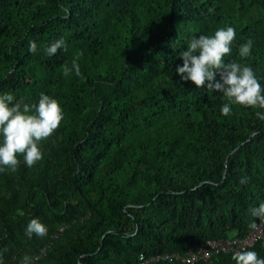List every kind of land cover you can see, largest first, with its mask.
Segmentation results:
<instances>
[{"label":"trees","instance_id":"obj_1","mask_svg":"<svg viewBox=\"0 0 264 264\" xmlns=\"http://www.w3.org/2000/svg\"><path fill=\"white\" fill-rule=\"evenodd\" d=\"M229 26L224 61L250 66L264 90V0H0V95L33 104L44 93L64 117L39 142L42 160L29 167L18 153L17 170L0 172V264H133L261 221L264 109L230 104L224 116L222 93L175 71L193 37ZM59 39L67 51L47 56ZM80 52L81 76L65 77ZM34 218L43 238L25 234ZM244 251L264 258L261 240Z\"/></svg>","mask_w":264,"mask_h":264},{"label":"clouds","instance_id":"obj_2","mask_svg":"<svg viewBox=\"0 0 264 264\" xmlns=\"http://www.w3.org/2000/svg\"><path fill=\"white\" fill-rule=\"evenodd\" d=\"M235 29L231 26L220 28L214 35H199L193 37L187 47L180 53L183 65L177 66L175 71L185 82L191 81L198 88L212 92L222 93L229 103L221 108V113L228 116L232 109L230 104L245 107L264 109V95L262 87L253 69L240 63L225 62L224 57L231 53ZM253 40L250 38L239 48V56L246 58L250 55ZM67 51L64 39L56 40L47 46L44 51L47 56H53L58 49ZM29 51L37 52L35 41L29 43ZM83 53H77L71 67L63 66V75L67 77L71 72L81 76L80 65L77 60ZM217 74L219 79H216ZM256 116L264 120V112L257 111ZM63 112L60 103L44 94H40L38 103L29 104L21 97L17 100L13 94L0 95V172L11 170L15 172L19 165L17 154H22L24 162L31 167L42 160L43 154L39 142L53 135L59 127ZM241 184H246V179H241ZM252 215L264 221V203L252 209ZM255 222L249 228L255 229ZM47 227L39 220L32 219L28 223L25 234L31 239L33 234L43 238L47 235ZM142 260L143 257L141 256ZM235 264H264V258H258L255 251H235L232 255ZM22 264H33V258L24 256Z\"/></svg>","mask_w":264,"mask_h":264},{"label":"built area","instance_id":"obj_3","mask_svg":"<svg viewBox=\"0 0 264 264\" xmlns=\"http://www.w3.org/2000/svg\"><path fill=\"white\" fill-rule=\"evenodd\" d=\"M65 227H60L54 234L53 239L59 237L60 232L64 231ZM261 240L264 244V221H260L255 229H251L244 237H234L230 239H209L199 245L190 248L187 253H157L151 256L145 254L139 255L138 260L133 264H152L155 262H169L170 264H197L202 261L204 264H214V256L221 253H234L235 251H244L248 247L256 244ZM52 242L44 247V252L47 251ZM143 257L141 260L140 257ZM33 264H39V256L33 259Z\"/></svg>","mask_w":264,"mask_h":264}]
</instances>
